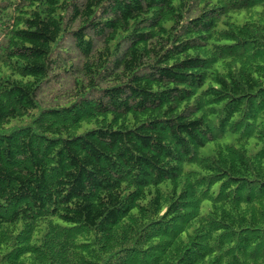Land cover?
Here are the masks:
<instances>
[{
  "label": "trees",
  "instance_id": "trees-1",
  "mask_svg": "<svg viewBox=\"0 0 264 264\" xmlns=\"http://www.w3.org/2000/svg\"><path fill=\"white\" fill-rule=\"evenodd\" d=\"M0 264H264V0H0Z\"/></svg>",
  "mask_w": 264,
  "mask_h": 264
},
{
  "label": "rangeland",
  "instance_id": "rangeland-1",
  "mask_svg": "<svg viewBox=\"0 0 264 264\" xmlns=\"http://www.w3.org/2000/svg\"><path fill=\"white\" fill-rule=\"evenodd\" d=\"M69 81V80H68ZM65 78L58 82V81H55L53 82L51 85H48L46 88H45V92L43 94V98H45L46 100H49L50 99V95H51V89H50V86H53L52 89L55 87V90L54 92H56L57 90L61 89L62 91H64L65 89H67L69 87V82H68ZM229 138V136H228ZM212 147V145H208L207 147L203 148L202 150V153L203 154H207L209 153L210 151V148Z\"/></svg>",
  "mask_w": 264,
  "mask_h": 264
}]
</instances>
